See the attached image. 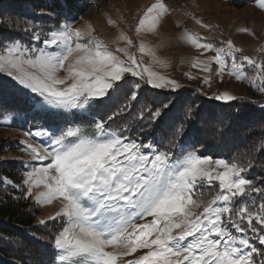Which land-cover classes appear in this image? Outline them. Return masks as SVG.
Wrapping results in <instances>:
<instances>
[{"label":"snow or ice","instance_id":"1","mask_svg":"<svg viewBox=\"0 0 264 264\" xmlns=\"http://www.w3.org/2000/svg\"><path fill=\"white\" fill-rule=\"evenodd\" d=\"M258 6L264 9V0ZM167 13L162 0L148 6L137 21V36L155 33ZM109 23L114 24L111 19ZM9 27L44 47L20 39L0 41V73L32 94V110L56 119L26 133L47 138L43 151L26 145L33 160L47 164L25 172L20 184L6 177H0V184L22 189L37 204L59 201V211L49 219L59 218L60 228L39 238L51 245L48 264H264V164L259 178H250L257 167L258 155H251L255 149L227 160L202 157L195 148L203 136L197 126L201 112L177 92L181 85L148 67L137 71L141 62L127 47L117 46L113 52L90 26L82 31L66 20L45 32L33 20L22 19ZM179 39L214 53L205 60L193 58L192 67L212 73L215 63L221 79L227 73L264 93V55L259 61L237 57L242 49L231 40L216 46L188 30ZM117 41L133 45L123 32ZM138 50L166 66L143 42ZM258 51L264 54V48ZM61 70L63 77L58 75ZM125 73L152 89L169 91L162 98H141L140 83L129 82ZM214 99L230 102L237 97L225 92ZM118 100L123 102L116 104ZM113 105L115 110L105 116ZM136 105V117L144 122L141 129H151V142L126 141L110 130L109 121L125 112L132 115ZM157 129L162 135L157 136ZM226 131L223 126L214 130L221 137ZM164 137L167 150L156 147ZM259 151L264 152V138ZM41 186L43 191L34 192ZM39 223L46 225L44 219ZM138 250L143 251L126 259Z\"/></svg>","mask_w":264,"mask_h":264},{"label":"trees","instance_id":"2","mask_svg":"<svg viewBox=\"0 0 264 264\" xmlns=\"http://www.w3.org/2000/svg\"><path fill=\"white\" fill-rule=\"evenodd\" d=\"M81 0H0V41L20 39L24 43H34L22 31L9 27L10 22L30 19L43 27L44 31L57 26L65 12L60 9H70ZM235 6H242L254 0H224ZM43 11L45 15L38 13ZM43 39V37L41 38ZM39 43V42H38ZM129 82L141 85L140 96L162 98L168 89H152L145 80L131 75H125ZM189 104L199 107L201 119L198 127L203 129L201 143L195 145L201 156L230 159L237 155L242 157L249 154L257 156V167L252 169L250 178H259L260 166L264 164V152L259 151V141L264 138V108L259 103L261 99L249 96H237L230 102L213 100L202 95L197 86L184 84L177 90ZM31 95L23 89L12 77L0 73V119L7 114L16 117L12 125L21 124V128L37 129L53 123L56 119L41 111L39 114L31 108ZM175 95V94H173ZM118 100L116 104L122 103ZM116 105L109 108L104 115L115 110ZM136 108L118 115L114 121H109L112 131H117L128 140L151 142V129H141L144 123L136 117ZM18 117H23L19 120ZM136 117V118H134ZM99 119V117H97ZM218 126L227 128L224 136L215 134ZM162 135L157 129V136ZM168 137L163 144L156 147L167 150ZM13 142L0 138V177H6L16 184L24 178V167L17 160L4 158L3 154L13 148ZM173 151L175 149L173 148ZM39 206L31 198L24 197L22 189H14L7 184H0V264H48L51 245L40 237L51 236L60 228L59 218L55 221L47 219L46 225L36 221ZM7 237V239H4Z\"/></svg>","mask_w":264,"mask_h":264},{"label":"rangeland","instance_id":"3","mask_svg":"<svg viewBox=\"0 0 264 264\" xmlns=\"http://www.w3.org/2000/svg\"><path fill=\"white\" fill-rule=\"evenodd\" d=\"M155 2L157 0H81L80 3L70 9H60V13L65 12V14L58 25H62L67 20L73 24V27L80 28L82 31H86L90 26L94 30L93 35L101 39L113 52L117 46L127 47L129 53L134 54L136 59L141 62L140 68L136 69L137 71H142L144 67H148L150 71L168 79H174L180 85L197 86L202 95L213 100H215L216 94L226 92L235 97L243 95L261 99L259 105H264V93L255 90L248 81L238 82L234 76H229L227 73L221 79L215 74L217 67L215 63L211 65L212 73L202 71V66L192 67L193 58L205 60L214 53L203 52V49H196L179 39L183 32L188 30L198 34L202 38V42H212L216 46L231 40L236 47L242 49L241 53L236 54L237 57L243 55L256 58L259 61L264 55L258 51L264 48V9L259 8L258 0L242 6H235L224 0H162L168 9V13L162 17L157 31L155 33L142 32L137 36L135 33L137 21L143 11ZM193 17L201 20L209 27H202L197 24ZM109 19L114 24H110ZM241 28H246L249 31L241 32L239 31ZM121 32L133 40L132 46H128L123 41H117ZM87 39V36L83 37V40ZM141 42L154 51L156 58L164 62L166 66H161V63L154 60L151 55L140 53L138 49ZM26 44L32 47H44L42 43L37 41ZM117 55L125 63H130L123 53H117ZM248 74L251 76L252 72L249 71ZM58 75L63 77L66 73L61 70ZM125 75H131V73H125ZM144 76L146 79L147 74L144 73ZM189 76L193 78H189ZM206 76L211 77L209 83H204ZM15 117L13 114H7L0 119V138L7 141L11 140L15 146L8 149L3 157L17 160L24 167V173L33 167L46 165L48 161L33 160L26 145L33 144L43 151V148L48 146L47 138L26 135V133H35L38 128L30 130L21 128V124L12 125ZM18 118L19 120L23 119V117ZM68 118L72 119L70 113ZM80 126L88 127L87 124ZM126 141L139 142L127 138ZM43 190L41 186V188L34 189V192ZM37 205L39 206L36 215L37 222L54 216L61 206L59 201H54L52 204ZM147 219H151V217ZM141 251L143 250H138L137 253L126 259L134 258Z\"/></svg>","mask_w":264,"mask_h":264}]
</instances>
